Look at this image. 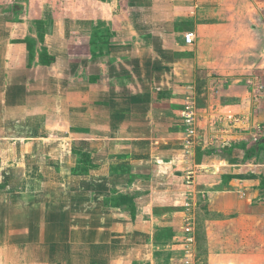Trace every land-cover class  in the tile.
Instances as JSON below:
<instances>
[{"label":"crops","instance_id":"crops-1","mask_svg":"<svg viewBox=\"0 0 264 264\" xmlns=\"http://www.w3.org/2000/svg\"><path fill=\"white\" fill-rule=\"evenodd\" d=\"M138 3L40 51L0 24V264H48L53 245L54 264H183L188 217L193 264H264L261 6ZM187 97L205 116L190 143ZM215 102L249 120L213 124Z\"/></svg>","mask_w":264,"mask_h":264},{"label":"rangeland","instance_id":"rangeland-1","mask_svg":"<svg viewBox=\"0 0 264 264\" xmlns=\"http://www.w3.org/2000/svg\"><path fill=\"white\" fill-rule=\"evenodd\" d=\"M134 1L136 5L139 4V0ZM257 2L261 6L262 21L255 31L260 29L259 31L264 32V0ZM128 3L129 0H0V24L5 27L7 38L24 44L23 40L28 41L27 43H32L35 50L40 51L44 42L48 43V39L59 33L60 25L68 26L72 35L79 34L77 35L79 38L80 29L75 24L80 23V20L100 24L113 22L112 17H115L113 14L123 12ZM115 18L122 21L119 19L122 18V14ZM259 110H264L263 103L258 106ZM259 117L261 122H264V111ZM146 257L143 252L140 253L137 264H146L149 261Z\"/></svg>","mask_w":264,"mask_h":264},{"label":"built area","instance_id":"built-area-1","mask_svg":"<svg viewBox=\"0 0 264 264\" xmlns=\"http://www.w3.org/2000/svg\"><path fill=\"white\" fill-rule=\"evenodd\" d=\"M184 37H185L184 39H185L186 44L192 43L193 37L191 34H186ZM255 79H256V82L252 83V86H253L252 91H253L254 98L259 99L260 96L262 95V92L264 91V87L260 80H258L257 78ZM221 82H224V80H221L220 83H214L211 86L210 91L213 96L217 95ZM220 104L221 103L219 102H215L208 107L211 114L214 116L212 119L213 124H217L218 122H227L230 126L238 127L237 125H240L242 122H247L249 120L248 118H246L244 115H241V114L219 113L218 108ZM183 117L187 125V129H186V137L188 140L187 143H190V140L194 139L197 135V130H196L197 121L205 117L203 115V110L199 111L196 105V101H194L193 97L186 98ZM260 134H261L260 131L255 130V132L252 134V138L257 139L260 136ZM213 139L215 142H218L221 146L224 142L228 141L227 138H224V136L220 134L216 135ZM231 139H234V138L230 137L229 140ZM183 229H184L185 236L179 242L184 252V256H185V258L182 260V263L183 264H193V260L190 259V253H191V246L194 243V224L191 221L190 217L186 219Z\"/></svg>","mask_w":264,"mask_h":264},{"label":"trees","instance_id":"trees-1","mask_svg":"<svg viewBox=\"0 0 264 264\" xmlns=\"http://www.w3.org/2000/svg\"><path fill=\"white\" fill-rule=\"evenodd\" d=\"M28 46H29L30 51H32V49H33L32 48V46H33L32 43L31 44L28 43ZM261 101H262V103L264 105V98ZM78 152L80 154V151H78ZM82 157H83L85 162L86 161L89 162L88 163L89 165L92 164L91 160L88 158V156L86 154H83ZM50 258L51 259L48 261V264H51L52 262H53V264L56 263L58 261V259L65 258V250L61 249L59 245L51 246L50 247Z\"/></svg>","mask_w":264,"mask_h":264}]
</instances>
